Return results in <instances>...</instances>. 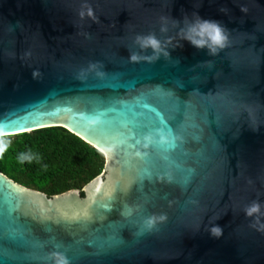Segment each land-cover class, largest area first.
<instances>
[{
	"label": "water",
	"instance_id": "1",
	"mask_svg": "<svg viewBox=\"0 0 264 264\" xmlns=\"http://www.w3.org/2000/svg\"><path fill=\"white\" fill-rule=\"evenodd\" d=\"M197 14L216 55L181 39ZM0 124L106 158L52 197L0 172V264H264V0H0Z\"/></svg>",
	"mask_w": 264,
	"mask_h": 264
},
{
	"label": "trees",
	"instance_id": "2",
	"mask_svg": "<svg viewBox=\"0 0 264 264\" xmlns=\"http://www.w3.org/2000/svg\"><path fill=\"white\" fill-rule=\"evenodd\" d=\"M9 148L0 172L16 183L49 197L82 190L105 169V156L62 127L7 136ZM21 153L39 157L21 164ZM83 194V193H82Z\"/></svg>",
	"mask_w": 264,
	"mask_h": 264
},
{
	"label": "clouds",
	"instance_id": "3",
	"mask_svg": "<svg viewBox=\"0 0 264 264\" xmlns=\"http://www.w3.org/2000/svg\"><path fill=\"white\" fill-rule=\"evenodd\" d=\"M185 23L187 24V27L186 29L181 30V39L186 40L193 47L198 49H207L210 56L216 55L218 50L226 47L229 40L228 30L222 26L219 21L203 19L197 14L194 20H186ZM161 30L166 31L167 29L162 28ZM136 43L139 45L141 50L151 48L155 54V58H159V54L162 51L161 43L154 34L137 36ZM163 54L166 57L169 56L168 52H163ZM130 59L135 62L140 59V56L137 53H132L130 55ZM97 75L102 76L103 73L98 72ZM8 135L9 133L7 132L5 126L0 124V159L3 158L9 148L10 141L6 139ZM156 135L160 137L161 143L168 142L167 136L162 129L158 130ZM145 140L148 143H151L153 141V136L148 135L145 137ZM34 159L38 160L39 157L24 153H21L18 157V161L21 164L25 161L31 163ZM259 208V204L253 202V204L245 210L246 215L253 217L259 212ZM261 228L264 229V225H262ZM211 234L218 237L222 234V230L219 227H214L211 229Z\"/></svg>",
	"mask_w": 264,
	"mask_h": 264
}]
</instances>
